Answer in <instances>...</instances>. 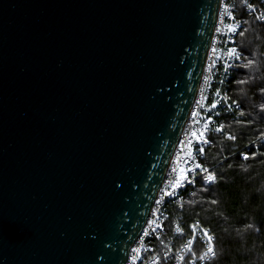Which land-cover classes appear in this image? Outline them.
<instances>
[{
  "label": "water",
  "instance_id": "water-1",
  "mask_svg": "<svg viewBox=\"0 0 264 264\" xmlns=\"http://www.w3.org/2000/svg\"><path fill=\"white\" fill-rule=\"evenodd\" d=\"M220 0H0V264H125Z\"/></svg>",
  "mask_w": 264,
  "mask_h": 264
},
{
  "label": "trees",
  "instance_id": "trees-1",
  "mask_svg": "<svg viewBox=\"0 0 264 264\" xmlns=\"http://www.w3.org/2000/svg\"><path fill=\"white\" fill-rule=\"evenodd\" d=\"M235 14L242 21L236 37L242 61L228 92L240 108L238 117L222 120L235 139L209 134L204 163L216 179L206 184L200 176L185 193L181 212L186 223L198 221L215 236V257L203 264H264V22L239 1Z\"/></svg>",
  "mask_w": 264,
  "mask_h": 264
},
{
  "label": "built area",
  "instance_id": "built-area-1",
  "mask_svg": "<svg viewBox=\"0 0 264 264\" xmlns=\"http://www.w3.org/2000/svg\"><path fill=\"white\" fill-rule=\"evenodd\" d=\"M236 1H239L245 11L251 14L256 21L264 22V19H259L264 16V0H220L190 111L170 156L147 218L128 251L125 264H203L211 259L210 257L200 259V256L204 255L209 247V241L203 237V230H207L213 238L211 245L215 249L214 234L198 221L186 223L181 212L185 193L196 184L200 176L205 174L201 169L195 168V165L200 164L202 168L208 169L204 159L206 147L210 143L209 134L214 132L228 137L229 134L223 127V116L238 117L239 115L240 106L230 98L228 92L229 80L242 61L241 52L236 44V37L242 27V21L235 14ZM249 4L252 5L251 8L248 7ZM229 26L237 27L235 31H229ZM230 48L237 50L239 59L229 57L228 49ZM213 61H215L214 64ZM226 66L227 71H225ZM205 77H208L207 81ZM218 89L219 93H217ZM201 96L204 97L203 100H201ZM213 103L216 104L215 108L211 107ZM193 112L197 113L195 117L192 115ZM217 128L222 130L217 132ZM193 132H203L204 136L195 139L192 136ZM205 140L208 142L205 143ZM189 141L191 144L188 143ZM259 141L264 143V135L259 138ZM201 148L204 149L203 153L199 151ZM189 151L192 153L191 157L187 155ZM241 158L244 159L242 155ZM176 167L193 169L189 173V178L195 177V181L190 184L185 182L181 187L175 189L173 195L163 196L161 199L162 190L172 191L170 181L175 179L173 168ZM158 200L160 203H157ZM194 224L198 225L195 230L191 227ZM177 227L182 231L177 232ZM146 231L147 235H145ZM194 231L195 239L192 245L186 248L185 245L188 241L193 239ZM133 249L139 251L133 252ZM133 256L137 257L135 261H133ZM181 257L183 259H180Z\"/></svg>",
  "mask_w": 264,
  "mask_h": 264
},
{
  "label": "snow or ice",
  "instance_id": "snow-or-ice-1",
  "mask_svg": "<svg viewBox=\"0 0 264 264\" xmlns=\"http://www.w3.org/2000/svg\"><path fill=\"white\" fill-rule=\"evenodd\" d=\"M248 7L251 8L252 5L249 4ZM259 19H264V16L259 17ZM236 27L237 26H229V31H235ZM217 31H220V30L217 29ZM241 35H243V33H241ZM213 51H215V49H213ZM228 55H229L230 58L231 57H236L237 59L240 58L239 54L237 53V50L235 48L228 49ZM212 63L214 64L215 61H213ZM251 63H252V61H249L248 65H250ZM248 65H245V67H247ZM209 67L211 68L212 65L210 64ZM225 71H227V66L225 67ZM207 79H208V77H205L206 81H207ZM244 82L245 81H240V83H244ZM261 91L264 92V89H261ZM217 93H219V89L217 90ZM203 99H204V97L201 96V100H203ZM197 103L199 104L200 102L198 101ZM211 107L215 108L216 104L213 103L211 105ZM262 108H264V105H262ZM192 115H193V117H195L197 115V113L193 112ZM208 119L210 120L211 118L209 117ZM206 128H207V125H206ZM221 130H222L221 128H217L216 129L217 132H219ZM192 136L195 139H200V138H202L204 136V133L203 132H199V133L193 132ZM228 138L229 139H235V137H232V136H229ZM204 142L207 143L208 141L205 140ZM188 143L191 144V141H189ZM199 151L201 153H203L204 149L201 148V149H199ZM187 155L189 157H191V155H192L191 151H189L187 153ZM241 155L243 156L244 159H249L247 154L242 153ZM177 161L179 163V156L177 157ZM195 168L201 169L205 173L204 176H203L204 183L211 184V183H213L215 181V179H216L215 175L213 173L209 172L208 169L202 168V166L200 164H196ZM192 171H193V169H190V168L189 169L181 168V167L173 168V172L175 173V179L170 181V185H171L172 191L162 190L161 199L163 198V196H171V195H173L175 189L181 187L185 182H187L189 184L190 183H194L195 177H192L191 179L189 178V173H191ZM157 203H160V201L158 200ZM212 203H216V201H212ZM149 223H152V221H149ZM191 227L195 230L198 227V225L194 224ZM176 231L177 232H181L182 230L179 227H177ZM147 234L148 233L146 231L145 235H147ZM203 237L207 238V240L209 241V247L207 248V251L204 253V255L200 256V259L203 260L206 257L214 258L215 257V249L211 245V241H212L213 238L208 234L207 230H203ZM194 239H195V231L193 232V239H190L188 241L187 245H185V247L189 248L192 245ZM138 251H139L138 249H133V252H138ZM136 258H137L136 256H133V261H135ZM180 259H183V258L181 257Z\"/></svg>",
  "mask_w": 264,
  "mask_h": 264
}]
</instances>
